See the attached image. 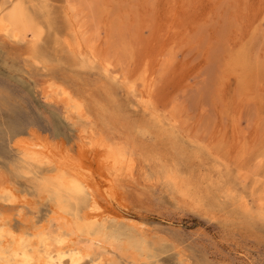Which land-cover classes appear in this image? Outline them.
<instances>
[{"label": "rangeland", "instance_id": "1", "mask_svg": "<svg viewBox=\"0 0 264 264\" xmlns=\"http://www.w3.org/2000/svg\"><path fill=\"white\" fill-rule=\"evenodd\" d=\"M21 1L43 35L37 55L29 42L0 33V178L21 209L14 229L40 225L53 212L56 189L46 165H23L14 139L35 129L102 180L103 151L80 152L87 122L115 153L125 152L118 165L127 170H115L116 198L104 206L143 223L148 240L165 232L173 240L140 264H264V0ZM82 22L97 55L121 78L151 75L147 104L98 64L70 59ZM241 50L245 68L235 61ZM47 83L76 95L85 116L70 120L63 98L46 96ZM64 200L71 209L81 203Z\"/></svg>", "mask_w": 264, "mask_h": 264}, {"label": "bare ground", "instance_id": "2", "mask_svg": "<svg viewBox=\"0 0 264 264\" xmlns=\"http://www.w3.org/2000/svg\"><path fill=\"white\" fill-rule=\"evenodd\" d=\"M12 1L5 0L4 2L0 4V33L4 35L3 37L7 36L17 41L29 42L31 46L29 48H32V50L35 51L37 43L42 38L43 28L40 25L39 21L36 19V17L25 8V4L23 3V1L21 0H14L13 2ZM40 7H41L40 9L43 8L42 5ZM66 24L67 26H69L68 23ZM84 24L85 23L83 22L80 23L78 25V30H76V32L74 31L75 35L73 36V39L77 47L75 46L76 48H73V49L70 48V54H71L70 59L72 61H76V60L82 61L83 63L91 65V67L92 65L98 64L99 67L103 70V72L107 76H109L110 78L114 80L116 79L121 80L128 89L136 93L135 97L137 95L139 99L144 101V103L146 102L147 104V101L149 100V97H150L149 95L151 94V91L153 88V80H152L151 75L146 74V72H144L139 77L136 78L138 80L129 79L128 77H124V76L123 78H121L118 75L120 72L117 74L115 71H113L110 68V62L108 60L106 59L102 60L97 55L96 44L87 35V31H86V28L84 27ZM64 35L66 34H63V37ZM50 40L52 42V39ZM82 41H84L87 44V49L82 48ZM47 47H48V44H47ZM67 48L69 49V47ZM48 49L50 48L48 47ZM51 51H48V52H51ZM39 57H41V55L37 57L38 60H40ZM38 60L35 59L34 57L35 62H39ZM49 60H51V58ZM235 61L236 63H240V65H242L243 68H245L246 61H247L245 52L242 50L239 51L236 55ZM257 65L258 64L256 63L255 66ZM257 67L259 68V66ZM250 70H253V69H250ZM50 83H47V84L51 86L50 88L51 90L50 89L48 90V93L46 96L51 97V98L52 97L53 98L55 97L63 98L65 107L68 111V115L66 113V116H68L70 120L72 116L75 115V113L77 117L83 118L85 114L83 112L84 105L81 102V100L68 89L57 88V87L54 88V85ZM132 96L134 95L132 94ZM158 127L160 128V126ZM29 132H30L29 136L23 135V134L18 135L14 139L13 144L18 148L20 155L22 157L21 160L23 161V165L25 167L36 169V168H42L43 165H46L47 170L52 173L50 177L52 181L55 182V187H56L55 192H54L55 193L54 194L55 204L52 209L53 212L49 216H47L46 219L40 225L37 224V226L35 228L33 226L32 229L25 226V227L19 228L18 229L19 231H17L14 229L13 227L14 225H12V217L16 213L20 214L21 209L17 208L15 204L16 197L13 191L9 189L8 187L9 181L6 182L5 179L0 178V198L4 201L3 203L0 202V204H2L0 205V264H83V262L87 259L93 262L94 264H127L128 262H134L138 264L148 263L151 259L155 257L156 253H158L159 248L168 244V243L165 244V242L173 241V240H168L169 238L166 235H164L166 233L165 231H164L165 233L156 234L154 235V237H152L151 240H148L146 238L147 235L145 236L146 233L145 234L143 233V229L146 228L143 226V223L136 222L134 219L127 218L126 216L125 218L123 217V215L119 214L118 212H114L113 210L108 209L107 207L104 206V203L107 202V200L114 201V199L116 198V192L114 188L115 187L114 185L116 184L114 183H115V179L117 178L116 177L117 174L115 173V170L116 171L120 170L121 166L119 168L118 162H120L121 160L125 158V152L115 153L113 151L114 147L112 149L110 144L106 143L103 135L95 126L87 122L83 123L82 134H80L81 136V144H80L81 151L80 152L83 157H88V155H93V154L95 155L98 148L101 149V152L103 151L101 155L102 156L101 161L103 162V165H104L102 167H104V169L107 171L106 172L107 175L105 176L104 179L102 178V180L97 179L92 174L90 170H93V169H88L81 164H77L68 153L67 155L63 153L62 147L53 145L51 141L46 139V137L40 136L35 129H30ZM117 145L119 144L117 143ZM125 149L127 148L125 147ZM146 158L147 157H145V159ZM144 169H146V167ZM123 170H127V169L123 168L122 172ZM131 170H132V166H130L129 171ZM124 176L126 175L124 174ZM8 178L10 179V177ZM133 182L130 181V183H133ZM123 189L125 190V188ZM17 194L18 193H16V196ZM231 194H234V193H231ZM194 195H196V193ZM64 199H75L78 201L77 203L79 202L81 203H79V206L78 205L74 206L71 209L68 207V205L64 203L66 202ZM195 199L196 198H194V200ZM221 201H222V198H221ZM230 210H233V209H230ZM29 211H30V208H29ZM15 218L17 219V217ZM30 220L28 222H30ZM174 250H177V249L175 248ZM178 250L176 252H178ZM180 264H185V260L183 258L180 260Z\"/></svg>", "mask_w": 264, "mask_h": 264}, {"label": "snow or ice", "instance_id": "3", "mask_svg": "<svg viewBox=\"0 0 264 264\" xmlns=\"http://www.w3.org/2000/svg\"><path fill=\"white\" fill-rule=\"evenodd\" d=\"M191 210L195 211L196 210V206L194 205ZM262 218H264V213H262ZM178 235H182V233H179ZM163 254L164 253H160V254H157V255H163ZM153 264H162V262L157 258V259H155L153 261ZM163 264H168V262H163ZM185 264H194V262L188 261V262H185Z\"/></svg>", "mask_w": 264, "mask_h": 264}]
</instances>
